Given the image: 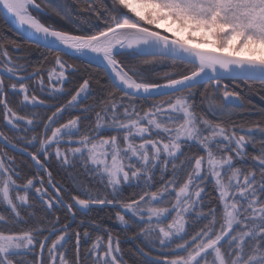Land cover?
I'll list each match as a JSON object with an SVG mask.
<instances>
[{"label": "snow or ice", "instance_id": "obj_1", "mask_svg": "<svg viewBox=\"0 0 264 264\" xmlns=\"http://www.w3.org/2000/svg\"><path fill=\"white\" fill-rule=\"evenodd\" d=\"M136 4L147 8V12L138 10L134 6ZM113 5L127 8L137 18L136 22L120 23L115 14L120 9L109 10L104 7V12L110 18L105 22V31L96 35L74 36L68 32L56 30L33 16L30 9L43 15L48 14L36 3V0H0V13L5 15L6 22L7 18L12 20V28L21 39L36 43L37 46L43 43L46 47L57 50L55 64L59 66L60 71L56 81H53V75L56 74L55 69L48 73V82L52 85L53 90H55L56 83H63L65 77V64L59 53L67 54L70 49L85 57L93 53H102L103 60L106 61L105 73L110 77V86L113 89L108 93V99L101 102L100 110L95 112V125L85 126L83 132L78 127L80 118L74 117L66 124L52 129L51 136H47L53 117L61 111L58 108L52 116L48 117L49 123L44 124L46 138L39 139L41 147L37 152L47 156V147H51L53 143L57 145L61 143L58 137L78 135L79 140L67 141V143L80 145V147L70 149V152L74 157L79 154L86 167L89 164L94 166L93 170L97 172L102 182L106 178L107 185L111 186L112 199H108L106 196L100 198L99 195L95 199H80L78 196H73L72 199L81 206V209L88 208L90 204L111 205L120 207L125 214H130L133 218L139 214V223L145 225L140 229V232L145 237L151 238L158 228L156 239L162 248L171 244L174 239L184 240V236L188 235L184 231L183 213L187 212L188 205L193 202L189 187L195 181L202 179V170L206 171L215 177L219 200L223 202L222 222L216 219L217 210L211 209L208 213V216L213 217L210 227L206 226V229H201L200 232L192 236L191 240H184L183 244H177L171 253L174 256L173 259H169L170 254L165 253L163 260L154 261L152 264H201V260H205V264H207L206 257L211 252L215 253L213 264H216L217 261L218 264H264V139L259 142V154L251 157L252 167L243 175L242 182L240 180L242 170L233 167L234 157L232 155L234 153L235 157L243 159L247 144L253 143L255 146L256 133L264 137V126L261 122H254L247 128L243 124L237 128L234 123L225 126L223 121L227 119L230 122L233 112L237 108L243 107L242 98L238 92L224 91L218 100L212 93L202 94L207 101L208 112L217 116V120H211L198 114L195 111L196 105L192 101L194 95L192 89L201 83L207 82L214 89H219L220 81L224 79L258 80L264 83V0H113ZM47 6L57 16L71 18V10L66 5L49 3ZM88 10H93L92 5L88 6ZM96 14L100 16L101 12L97 10ZM163 19H171L176 24V32L187 31L188 40L176 35L175 32L170 39L169 36L161 35L160 31H153L149 27L158 28V22ZM141 21L147 26H142ZM168 31L172 32V29H168ZM194 31H201L203 35L195 37L192 35ZM206 35L216 38L215 43L218 45L219 51L201 49L189 43L191 39H198L200 42L206 43ZM2 39L3 37H0V40ZM11 43L16 45V41H11ZM125 47L139 56L169 57L173 61L179 59L191 65L194 70L190 71L188 75H181L179 79L171 78V75L175 73H165L163 79L166 80V83L163 85L138 82L134 77L143 79L139 69L130 68L126 71L114 59V56L120 54L121 49ZM225 48H231L232 51H225ZM245 49L250 54L240 55V52ZM257 52L260 54L257 55ZM0 54L5 58L0 61V96H2L5 94V77L10 80H25L31 79V76L18 75L24 70V66L13 62L2 43H0ZM144 63L149 64L151 61H144ZM109 68L111 72L108 71ZM33 74L38 75L39 73ZM40 85L41 87L44 85L42 77ZM10 88L14 94H17L16 83L11 84ZM18 88L19 92L24 94V106L29 103L33 107L42 106V102L37 103V96H29L26 84L19 83ZM88 88L89 81L85 79L76 90V94L72 96L69 105L78 102L77 98L82 93L86 96ZM186 89L187 91H185ZM115 92L123 93L121 101L125 97L144 94L152 96L168 92L176 93V95H170L167 100L153 105L141 116L136 112L134 106L117 101L114 96ZM0 104H2L3 120L7 122L6 126H9L10 130H16L25 121L28 125H35L33 119L20 116L16 111H13L7 101L0 100ZM121 109H123L122 113ZM90 110L91 106L82 109L83 112ZM102 130L123 133L119 139L123 140L126 147H120L117 135L101 137L97 141L96 136ZM238 133L245 134L238 135ZM146 135L156 138L146 139ZM137 137L141 140L139 144L135 143ZM0 138L5 144L12 143L3 132H0ZM37 139L36 136L32 137L33 141ZM190 142L197 145V150H202L206 155L185 156V160L181 161V165L191 167V171L187 173V179L178 191L173 188L176 203L171 211L176 212V217L167 226V230L160 227L159 223L154 228L152 218L155 217L158 222L161 219H167L164 214L169 210L149 208V218L145 221L141 204L163 202L165 194H172L169 188L174 186L177 181L169 180L160 191L152 192L150 196L145 192L138 200H129L128 202L117 199L120 185L122 181L127 182L133 178H145L147 183V180L151 179L149 173L161 163L165 168L171 163L175 177L178 166L174 161L179 158L178 154L183 155L182 145H187ZM37 152L32 153L31 158L40 167H43L39 163ZM4 155L6 154H0V202H6L10 206L11 211L15 214L14 222L27 223L23 220L18 208L32 207L29 204L28 192L33 186V179L27 180L23 186L24 195L17 193L15 199L18 203H14L9 189L12 188L15 191L18 186L9 175L10 169L5 166ZM55 155L58 158L62 156L59 147H57ZM121 157L129 161L135 159L136 163L125 165ZM8 160L11 162L10 157ZM193 160L194 165L192 164ZM63 163L69 165L72 163L68 155H63ZM222 170L225 174L231 172V175L227 177V183L224 182ZM257 170L259 179H257ZM40 183L42 185L44 181L41 180ZM48 183L55 187L52 185L51 173H49ZM232 189L235 191H230ZM201 191H196L195 197L199 198ZM56 192L59 194L60 189L56 188ZM36 193L41 196L47 195V190L36 188ZM145 197H148L147 201H145ZM53 199L56 205L66 206L69 212L72 211L73 205H65L63 199L58 195ZM53 199L45 201L48 209H53ZM241 201L246 203H241ZM116 217L121 225L128 226L129 221L125 219V215L117 212ZM58 220L57 217L56 222ZM13 221H6L5 217L0 215V228H2L0 230V264H14V257L20 256L22 252H33L37 245L41 255L47 248L49 264H81L79 233L76 234L77 253L74 260L69 261L66 259L65 252L58 251L65 247L61 242L66 240L67 225L60 230V235L48 246L49 237L39 239L44 231L43 228L35 227L15 231L11 227H4ZM216 223H220L218 234L214 231ZM234 226L248 230H242L236 235H232V231L235 230ZM84 235L88 236L89 234L85 232ZM212 236L215 238L213 239ZM228 236H231V239L227 241L230 251L222 253L221 248L217 245L222 238ZM246 237L248 240H245ZM205 238H207L206 243L203 242ZM100 239L97 237V242H94L92 247L87 250V256L94 258L92 264H120L117 256L120 253L119 241L113 246V239L109 235L107 245L104 247L99 243ZM250 242L249 251L251 254H248L244 245ZM101 248L103 251L100 250ZM178 252H187V256L176 255ZM16 264H23V262L18 261ZM32 264H36V262L34 261ZM40 264L43 262L40 261Z\"/></svg>", "mask_w": 264, "mask_h": 264}, {"label": "trees", "instance_id": "obj_2", "mask_svg": "<svg viewBox=\"0 0 264 264\" xmlns=\"http://www.w3.org/2000/svg\"><path fill=\"white\" fill-rule=\"evenodd\" d=\"M36 2L47 11V15L37 13L31 10V14L36 16L46 25H51L54 29L68 32L78 36L95 35L105 30V22L109 20L108 14L104 12V7L109 10L119 8L120 11L115 14L118 16L120 23H132L136 22L137 18L130 14L123 6L113 5V0H36ZM63 4L71 10V18H62L57 16L51 8L47 5ZM92 5L93 10L89 11L88 6ZM97 10L101 12L100 16H97ZM141 25L147 26L144 22ZM152 29L160 31L152 26ZM163 34H167L164 31H160ZM0 43L8 51V56L12 58L14 63H18L24 66V70L19 72V76H31V79L16 80L4 78L5 94L0 96V100L7 101L9 107L16 111L18 115L29 117L35 121V125H28L25 122L21 123L16 130H10L7 122L3 120L2 104H0V132H3L5 136L9 137L11 144H5L0 138V154H6L3 156L5 160V166L10 169L9 175L16 181L18 186L15 191L12 188L9 189V194L12 197L14 203L16 201L17 193L24 195L23 186L27 183L28 179H33V186L29 189V204L32 207L18 208L23 221L16 223L13 221L15 214L11 211L10 206L6 202H0V215H3L6 221H13L12 223L4 225V227H11L15 231L20 229L27 230L28 228L40 227L44 231L39 236V239L49 237L47 240L48 246L51 242L60 235V230L67 225L66 240L62 241L65 245L64 248L58 249V251L65 252L66 259L72 261L76 257L77 247L76 234H80L79 252L81 258V264H92L94 258L87 256V250L92 247L94 242H97V237H100L99 243L106 247L108 237L111 235L113 239V246L119 241L120 253L117 254L120 264H152L154 261H161L164 258L165 253H169V259H173L171 255L177 244H183L184 240H191L192 236L196 235L201 229H206V226H211L213 217L208 216L211 209L215 208L216 219L222 222L223 215V202L219 200L218 190L216 188L215 177H212L206 171L202 170V179L195 181L193 185L189 187V193L192 196V203L188 205L187 212L183 213L184 216V231L188 234L184 236V240L174 239L171 244L166 247H161L159 241L156 239L157 231L152 234L151 238L145 237L140 229L145 227L144 224L139 223L140 215L138 214L134 218L130 214H125L120 207H113L111 205H98L90 204L88 208L81 209L73 199V196H78L80 199H95L97 195L100 198L107 197L112 199L111 186L107 185L106 178L102 182L100 176L93 170L94 166L89 164L85 166L84 160H82L77 154L75 157L70 152V149L80 147L77 143H67V141L79 140L77 136H63L61 135V143L58 145L53 143L51 147H47L48 155L45 156L39 152L40 149L39 139L45 137L44 124L49 123L48 117L52 116L58 108L61 109L51 122L50 129L47 132V136H51V130L60 127L62 124H66L67 121L74 117H79L78 127L83 132L84 127L87 125H95V112L100 110L101 102L108 99V93L113 91L111 88V82L107 78L103 69L92 62L87 61L83 57L75 55H67L60 52L62 62L65 64V77L63 83H56L55 90L48 82V73L55 69L53 75V81H56L57 74L60 69L55 64V56L57 51L51 50L36 44L30 43L21 39L15 32H13L3 21L0 16ZM11 41H16V45H13ZM120 65L127 71L130 68L139 69L143 79L140 77H134L138 82H149L161 84L166 82L163 79L165 73H175L171 75L172 79H178L181 75H188L190 71L194 70L191 65L184 63L180 60L173 61L168 57H149L139 56L132 51H122L120 54L114 57ZM5 58L0 54V61ZM144 61H151L149 64H145ZM71 67H68V66ZM38 72V75L33 73ZM132 74L131 72L129 73ZM44 79V85L41 87L40 79ZM87 79L89 81V88L87 94H81L77 98L78 102H73L70 106L69 101L73 95L76 94V90L80 84ZM16 83L17 94H14L10 85ZM19 83H24L28 86L29 96L35 95L38 97V102H42V106L33 107L30 103L24 106L22 92H19ZM214 83V82H213ZM227 85V88H225ZM207 89V92H206ZM187 91V89L185 90ZM194 95L192 101L195 103V111L204 115L208 119L217 120V116L208 112L207 101L204 95L212 93L216 99H220L224 91L238 92L242 98V108H237L231 115L230 122L226 119L223 121L225 126L229 123H234L238 128L243 124L246 128L251 126L254 122H261L264 126V83L260 81H244L241 79H224L220 81L219 89H214L209 83H201L196 85L192 89ZM175 96L176 93L169 95L158 96L153 98H137V97H125L121 101L123 93L115 92L114 96L117 101H121L125 105H132L135 107L136 112L141 116L147 112L153 105L158 104L161 101L167 100L169 96ZM91 106V110L83 112L82 109ZM131 111V108L129 109ZM121 113L123 109L120 110ZM135 119V117H133ZM27 129V130H26ZM207 134V133H206ZM245 133H238V135H244ZM117 135L120 147H126L122 139L123 133H115L111 130H102L97 136L98 141L101 137H109ZM36 136V141L32 140V137ZM146 139H155L154 136H145ZM264 139L259 133L255 135V146L253 143H248L243 154V159L240 157H234L233 167L240 168L241 175L240 180L242 182L243 175L247 173L252 167L251 157L259 154V142ZM141 140L137 137L135 143L139 144ZM14 145V147H13ZM57 147L60 148L62 156L57 157L55 155ZM197 145L191 142L187 145H182L181 152L183 155L178 154V159L174 161L177 164V171L175 177L173 176L172 164L169 163L167 168L161 163L154 168L149 175L151 179L145 182V178L130 179L127 182H123L120 185L118 200L128 202L129 200H138L140 196H143L145 192L151 195L152 192L160 191L169 180L175 179L177 183L169 188L172 192L171 195L165 194L163 202L160 203H142L141 209L143 211V219L148 220L149 208H165L169 212L164 215L167 219H161L159 222L155 217L152 218V226L155 228L157 223L160 227H164L167 230V226L173 222L176 217V212L171 211L176 203L175 191L183 185L187 179V173L191 171V167H185L181 165V161L185 160V156L193 155H206L202 150H197ZM19 149H26L31 153L37 152L38 159L47 169L48 173H51L52 185H55V189L59 188L60 192L58 196L63 199L64 204H72V211L69 212L66 206H58L55 204L52 190L48 186L49 175H46V171L42 168H35L30 159L24 155ZM63 155H68L69 160L72 162L69 164L63 163ZM11 158L9 162L8 158ZM110 158V157H109ZM125 165L135 164V159L129 161L126 158L121 157ZM194 165V160L192 161ZM138 166V165H137ZM126 170L127 167H126ZM134 170V169H133ZM231 175V172L224 173L222 170V176L224 182L227 183V177ZM257 179L259 174L257 170ZM44 183L41 185L40 181ZM36 188H42L47 190V195L41 196L36 193ZM175 189V191L173 190ZM201 191L199 198L195 197V192ZM230 191H235L234 189ZM259 195V194H258ZM53 199V209H48L45 201ZM148 197H145V201ZM241 203H246L241 201ZM121 212L125 215V219L129 221L128 226L121 225L120 221L116 217V213ZM57 217L59 218L56 222ZM207 217V218H205ZM232 231V235H236L240 231H247V228L235 227ZM2 230V228H0ZM214 231L218 234L220 231V223H216ZM87 232L89 235L85 236ZM183 235V233H181ZM214 239L215 237L212 236ZM231 239L228 236L222 243L218 245L221 248V252L230 251L228 249L227 241ZM245 240H248L246 237ZM203 242H207V238ZM200 243V241H197ZM249 244H245L244 248L248 254H251ZM194 247V245H192ZM103 251V248L100 249ZM211 252V250H210ZM176 255L187 256V252H178ZM214 252L206 257V261H210L213 258ZM14 264L18 261H22L23 264H49V258L47 248H45L43 254L39 246L34 249L33 252L21 253L20 256L14 257ZM205 261V260H201Z\"/></svg>", "mask_w": 264, "mask_h": 264}, {"label": "water", "instance_id": "obj_3", "mask_svg": "<svg viewBox=\"0 0 264 264\" xmlns=\"http://www.w3.org/2000/svg\"><path fill=\"white\" fill-rule=\"evenodd\" d=\"M37 3V2H36ZM38 4V3H37ZM42 8V7H41ZM43 9V8H42ZM32 10V9H31ZM44 11L45 12H47L45 9H44ZM36 12V11H35ZM0 16L2 17V19H3V21L5 22V24L13 31V32H15L16 33V31L15 30H13V28H12V20L10 19V18H7V22H6V17H5V15L3 14V13H0ZM143 26V25H142ZM106 30V29H105ZM105 30H103V31H105ZM153 31H157V30H155V29H152ZM161 33V32H160ZM17 34V33H16ZM18 35V34H17ZM71 35H73V34H71ZM96 35V34H95ZM161 35H166V36H169V38L171 39L172 38V36H170V35H167V34H163V33H161ZM19 36V35H18ZM74 36H78V35H74ZM27 41V40H26ZM29 42V41H28ZM30 43H32V42H30ZM33 44H36V43H33ZM37 45V44H36ZM192 45H194V44H192ZM39 46H42V47H45V48H48V49H51V50H55V49H52V48H49V47H46L43 43H41ZM194 46H196V47H199V48H201V49H206V50H211V51H219L218 49H213V48H209V47H206V46H202V45H200V46H198V45H194ZM117 47H119V46H117ZM55 51H57V50H55ZM122 51H132L131 49H128L127 47H125L124 49H121V51L120 52H122ZM63 53V52H62ZM67 55H75V56H80V57H83L84 59H86L87 61H89V62H92V63H94V64H97L98 66H100L102 69H103V71L105 72V65H106V61H104L103 60V55H102V53H93V54H91L90 56H87V57H85V56H81L79 53H76L74 50H69L68 51V53H67ZM116 56V55H115ZM114 56V57H115ZM169 58V57H168ZM177 60H179V59H177ZM108 71L109 72H111V69L109 68L108 69ZM106 74V73H105ZM113 75H114V73H113ZM107 76V78L109 79V81H110V77L108 76V75H106ZM179 79V78H178ZM258 81V80H257ZM111 82V81H110ZM166 82H164V83H161L160 85H163V84H165ZM169 94H172V93H168V92H164L163 94H161V95H152V96H148L147 94H144V95H139V96H133V97H137V98H153V97H158V96H164V95H169ZM19 151L20 152H22L24 155H26L29 159H30V161L32 162V164L34 165V167L35 168H42L43 170H45L46 171V175L48 176L49 175V173H48V171H47V169L45 168V166L42 164V162L39 160V163L41 164V165H43V167H40L37 163H36V161H33L32 160V158H31V152H29L28 150H26V149H19ZM48 186H49V188L52 190V192L54 193V195L55 196H57L58 194H57V192H56V189L53 187V186H51V185H49L48 184ZM227 238V237H226ZM226 238H222V240L218 243V245L220 244V243H222ZM217 245V246H218ZM210 251V250H209ZM203 255V254H202ZM198 259H199V257H198Z\"/></svg>", "mask_w": 264, "mask_h": 264}, {"label": "rangeland", "instance_id": "obj_4", "mask_svg": "<svg viewBox=\"0 0 264 264\" xmlns=\"http://www.w3.org/2000/svg\"><path fill=\"white\" fill-rule=\"evenodd\" d=\"M134 6L137 7L138 10H140L142 12H145V13L148 10L147 8H144V7H142V6L138 5V4H136ZM125 9L130 14H132L134 16V14L131 13L127 8H125ZM141 22H143V21H141ZM158 23H159V27L158 28L155 27V26H152V27H154L156 29H159L160 31H164L165 33H167V35H170V36H172L173 35V32H175L176 35H178L180 37H183L184 39L188 40V33H187V31H179V32H176V24H174L171 21V19H163V20H160ZM168 29H172V32H169ZM192 35L195 36V37H200L201 35H203V33L201 31H194L192 33ZM205 39L207 40L206 43H202L198 39H191V40H189V43L190 44H194V45H198V46L202 45V46H206V47H209V48H213V49H218L219 50L218 45L215 43V40H216L215 37H211V36H207L206 35L205 36ZM233 43H235V41H233ZM224 50L225 51H232L231 48H225ZM249 54H250L249 51L246 50V49L245 50H242L240 52V55H249ZM256 54L259 55L260 53L257 52ZM109 162H110V158H109ZM214 259H215V253L213 255V258H211V260L208 261L207 264H213ZM201 264H205V261H201ZM216 264H218V261L216 262Z\"/></svg>", "mask_w": 264, "mask_h": 264}]
</instances>
